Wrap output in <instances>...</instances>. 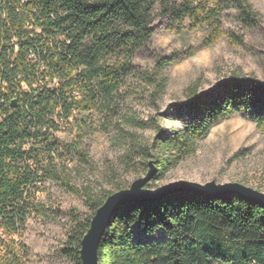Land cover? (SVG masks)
Listing matches in <instances>:
<instances>
[{
    "label": "trees",
    "instance_id": "trees-1",
    "mask_svg": "<svg viewBox=\"0 0 264 264\" xmlns=\"http://www.w3.org/2000/svg\"><path fill=\"white\" fill-rule=\"evenodd\" d=\"M155 8L171 26L205 25L206 46L225 35L219 21L225 9H234L245 27L259 23L248 0H0V264H25L20 238L34 194L56 175L54 134L72 126L75 154L87 162L80 133L116 111V95L132 72L131 55L151 39ZM176 59L158 58L157 70ZM142 79L154 91L164 87L153 74ZM185 97L176 108L184 115L181 126L169 132L157 128L148 143L136 133L139 123L127 119L119 136L125 165L139 161L148 171L152 157L150 180L159 179L191 155L212 126L234 114L264 133V83L255 77L231 75L203 93L192 84ZM111 193L94 204L81 229L60 248L77 264L90 220ZM136 223L152 236L161 230L163 237L133 240ZM98 257V264H264V207L236 194L208 199L187 191L127 202L111 217Z\"/></svg>",
    "mask_w": 264,
    "mask_h": 264
},
{
    "label": "rangeland",
    "instance_id": "rangeland-1",
    "mask_svg": "<svg viewBox=\"0 0 264 264\" xmlns=\"http://www.w3.org/2000/svg\"><path fill=\"white\" fill-rule=\"evenodd\" d=\"M248 2L258 13L259 23L245 27L234 9H225L219 18L225 35L208 46L203 45L208 32L205 25L191 29L184 21L174 27L158 8L152 11L151 39L131 55L132 72L123 79L116 95V111L97 119L85 134L80 133V149L87 162L75 154L72 126L54 134L59 148L53 162L56 175L40 183L34 194L32 211L20 238L25 264H77L74 257L60 251L73 231L81 229L93 213L94 204L107 192L128 188L133 180L146 174L147 169L139 161L131 166L123 163L125 148L119 136L127 130L128 118L139 123L136 133L148 143L157 128L169 132L181 126L184 115L176 108L186 102V87L198 84V92L203 93L231 75L252 76L264 83V0ZM230 34L241 36L242 41L232 40ZM171 56L177 59L159 72L157 59ZM144 74L163 79V89L154 91L142 79ZM178 180L201 184L238 182L264 193V133L241 114L224 118L196 142L191 155L144 187L155 189ZM131 230L133 240L152 236L138 223ZM162 237L161 230L152 236Z\"/></svg>",
    "mask_w": 264,
    "mask_h": 264
},
{
    "label": "water",
    "instance_id": "water-1",
    "mask_svg": "<svg viewBox=\"0 0 264 264\" xmlns=\"http://www.w3.org/2000/svg\"><path fill=\"white\" fill-rule=\"evenodd\" d=\"M15 105V101L11 102ZM154 171V164L149 161V169L143 177L132 181L128 188H122L109 194L104 202L95 210L89 228L80 241V264H98V248L111 217L123 204L131 201H155L167 195L187 191L203 195L208 199L236 194L249 203L259 204L264 207V193L238 182L216 183L209 181L204 184L178 180L158 186L155 189L144 187L149 182Z\"/></svg>",
    "mask_w": 264,
    "mask_h": 264
},
{
    "label": "built area",
    "instance_id": "built-area-1",
    "mask_svg": "<svg viewBox=\"0 0 264 264\" xmlns=\"http://www.w3.org/2000/svg\"><path fill=\"white\" fill-rule=\"evenodd\" d=\"M11 106H12V105H11ZM0 237H3L1 229H0Z\"/></svg>",
    "mask_w": 264,
    "mask_h": 264
}]
</instances>
